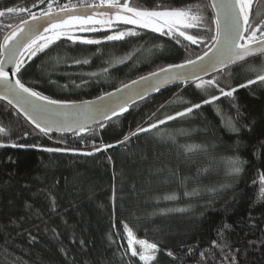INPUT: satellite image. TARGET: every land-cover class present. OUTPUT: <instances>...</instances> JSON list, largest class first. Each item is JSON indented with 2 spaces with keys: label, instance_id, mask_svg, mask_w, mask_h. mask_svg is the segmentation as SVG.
<instances>
[{
  "label": "trees",
  "instance_id": "1",
  "mask_svg": "<svg viewBox=\"0 0 264 264\" xmlns=\"http://www.w3.org/2000/svg\"><path fill=\"white\" fill-rule=\"evenodd\" d=\"M129 2L148 8L159 3L176 8L201 5L204 23L187 34L203 37L202 43L191 44L181 37L178 45L168 36L120 22L112 28L89 25L99 31L72 34L101 44H73L61 37L31 60L25 58L16 78L50 99L76 103L169 64L194 60L211 45L216 25L209 0ZM100 3L54 0V7ZM13 6L39 16L48 2L0 0V10ZM30 12L0 17V43ZM89 13L100 19V12ZM250 19L251 27L264 22V0H253ZM128 28H135L139 35L123 41L103 39ZM85 59L87 64L73 63ZM262 62L264 56L250 57L205 78L215 77L220 87L236 91L233 97H221L190 114L176 116L191 104L218 96V88L205 86L207 91H202L196 88L197 81L163 89L112 117L105 127L75 134L44 135L0 100V126L8 130L0 139L5 145L0 147V264H143L129 251L125 224L136 239L158 245L154 264H232V255L235 264H264V200L254 202L264 187L260 180L264 174V84L241 87L256 77L245 69ZM221 115L225 121L238 120L240 133L226 131ZM168 116L175 118L167 120ZM161 120L165 123L159 124ZM150 124L157 127L117 143ZM102 144L114 147L104 149ZM186 146L204 148L186 151ZM48 148L75 151L49 152ZM233 155L247 161L242 175L235 178L226 175L227 159ZM184 177L188 180L181 183ZM211 188L218 190H207ZM192 189H199V194L183 195ZM173 193L175 200L164 199ZM224 225L230 226L223 234L229 246L221 249L212 241L223 242L218 232ZM202 251L207 254L201 256Z\"/></svg>",
  "mask_w": 264,
  "mask_h": 264
},
{
  "label": "snow or ice",
  "instance_id": "2",
  "mask_svg": "<svg viewBox=\"0 0 264 264\" xmlns=\"http://www.w3.org/2000/svg\"><path fill=\"white\" fill-rule=\"evenodd\" d=\"M48 7L46 11H41L37 16L34 12H30L27 8L21 7H7L0 10V17H4L8 14L30 12L27 20H21L20 25L12 29L8 35L4 37L3 43H0V97L7 99L11 104L15 101L20 105L28 115V118L35 125L41 133L47 135L53 130L55 126L57 131H72L75 127L80 128L81 131H88L84 124L76 123L75 121L69 122L67 112H53L49 113L46 106L40 105L37 101H46L49 105H63L72 102L53 100L48 96L43 95L41 92L34 90L31 87L25 86L19 78L9 79V72L13 77L21 73V69L24 67L27 60H31L37 53L44 52L55 41L60 40L61 37H67L69 41L75 44L80 41L84 44H101L100 40L83 39L78 35L72 34L73 31L79 32H92L99 31L95 27H89V25H104L107 28H112L114 22H120L124 25L137 26L138 29H148L154 33H159L163 36H168L175 41L176 44H182L181 37L184 40L190 41L191 44L202 43L203 37L197 35L187 34V31L194 28H199L204 23V16L200 14L199 9L201 5H186L184 7L176 8L166 4H156L155 6L148 8L146 6H130L129 0H101L98 5L83 4L76 7H70L68 4L63 6L54 7V0H47ZM253 0H213L211 7L217 9V14L213 18V23L216 25V33L211 36V45L208 50L203 53L202 56H197L195 60H186L181 64H169L166 68H160L157 72H150L148 76L140 77L141 81H149L153 90H158L156 85H152L150 78L159 77L160 83H170L174 80H183L187 82L190 79H198L196 73L207 74L209 69L216 70L217 68H224L229 64H237V62L245 61V58L253 57L256 54L264 56V22L256 24L255 27H251L252 20L250 19L251 5ZM106 6L110 9V12H100L98 15L101 17L97 19L95 15L90 14L83 9L100 8ZM193 7L196 11H193ZM104 17H107L106 19ZM31 21V23H29ZM47 24V27H43ZM43 27V32L40 29ZM259 33V35H257ZM139 32L135 28H128L127 30L114 31L113 34L105 35L103 37L106 41H123L126 37H136ZM156 47H159L157 45ZM211 53L212 55H209ZM26 58V59H25ZM87 59L73 60V63L87 64ZM122 62V61H121ZM199 62V63H198ZM11 64L12 68L8 71L5 70V65ZM111 66V65H110ZM186 66H191L194 71L182 72ZM246 71L256 74L255 80H248V85H253L257 82L264 84V62L260 66H250ZM106 72L107 69H102ZM91 75H95L92 73ZM133 85L137 81L131 82ZM205 86H213L218 88L219 95H212L208 99L202 100L201 103L191 104L190 107L184 108L183 112H177L176 116H184L190 114L194 109H199L202 105L214 104L219 101L221 97H233L235 88L226 90L220 87L216 78L210 80H200L196 84L197 89L207 91ZM125 89L129 86L124 85ZM119 91V89L117 90ZM146 94V93H145ZM111 96L110 93L106 94ZM139 97L141 93L137 92ZM98 100L102 101L103 97H98ZM85 105L91 102H83ZM127 101L117 104L115 107L101 103L94 109V113L99 115L104 121H109L112 117H118L120 113L126 112ZM163 107V106H162ZM118 109V111H117ZM111 113V116H109ZM239 111L237 110V118L239 117ZM175 117L168 116L167 120H173ZM222 124L226 131L232 133H240L241 128L237 126L238 120L229 118L226 121L221 115ZM43 120V123H41ZM159 124H164L165 121H158ZM100 127H105L104 123L100 124ZM156 124H150L148 128H138L137 132L130 133L129 136H125L123 140L117 141L118 144H122L130 139L131 136H136L138 133L147 132L155 129ZM246 127V126H245ZM8 130L0 126V139L6 135ZM27 135V133H25ZM10 138V137H9ZM5 146L3 142H0V147ZM237 147L239 144L236 145ZM104 149L114 147V145H103ZM261 147H264L262 143ZM203 150L204 146H186V151H192L193 149ZM101 148H94L95 152L101 151ZM49 152H67L75 151V149H52L48 148ZM86 155H92L93 153H85ZM259 156V153H254ZM227 172L226 175H230L233 178L242 175L244 171V165L247 161L242 159L239 155H233L227 159ZM208 169H202L201 171H207ZM188 178H180V182L184 183ZM260 180L264 182V174L260 176ZM255 182V178H254ZM254 186V185H253ZM227 185H220L219 188H226ZM208 191H217V188L207 189ZM42 191V190H41ZM199 194V189H192L191 192L185 191L184 196H196ZM164 199L175 200L176 195L165 196ZM264 200V187L260 188L259 197L257 201ZM31 207V205H28ZM53 207L55 202L53 200ZM177 211H187V209H177ZM38 214V213H37ZM124 230L127 233V243L129 248L133 245H138L140 248L139 253L135 248H132V256L139 255V260L144 264H154L157 259L159 248L156 243H149L145 240L136 239L133 231L127 224L124 226ZM229 225H224V228L218 232L220 241H212L214 246L221 249L228 247L226 241H224V230L228 229ZM34 240L35 237H32ZM264 242V241H262ZM193 250L190 248L189 253ZM207 253L202 251L201 256H205ZM167 255L171 257L172 252H168ZM236 257L232 255V264H235Z\"/></svg>",
  "mask_w": 264,
  "mask_h": 264
},
{
  "label": "water",
  "instance_id": "3",
  "mask_svg": "<svg viewBox=\"0 0 264 264\" xmlns=\"http://www.w3.org/2000/svg\"><path fill=\"white\" fill-rule=\"evenodd\" d=\"M212 3H213V0H209L210 8H212L211 7ZM212 10H213V14L215 17L217 14V9L212 8ZM83 11L110 12L111 10L108 9L106 6H104V7H100V8L93 7V8H89V9H83ZM98 17L101 18L100 16H98ZM29 23H31V21H29ZM19 25L20 24H18L17 26H19ZM17 26L13 27L12 29L16 28ZM43 27H47V24H45ZM43 27L40 29L41 32H43ZM10 31H8L6 35H8ZM3 41H4V38H3L1 43H3ZM209 55H212V54L209 53ZM258 55L259 54H256L253 57H256ZM248 58H250V57H248ZM245 60H247V58H245ZM232 65H234V64H229V65H226V67H224V68H217L216 70L209 69L207 74L197 72L196 75H197L198 79H190L187 82H185L183 80H174V81H171L170 83H160L159 77L150 78L151 84L156 85L158 87V90H153L152 87L150 86L149 81H141L140 79H137V80H134V81H137V83L135 85H133L131 83L132 81L129 82L128 84H125V85L129 86L127 89H125L123 87L124 86L123 85L121 87H118L119 91H117L118 89H116V90L108 92L111 94V96H108L106 94L98 96V97H103L102 101L98 100L97 99L98 97H97L94 99H87L86 101H80V102H76V103H68V104H63V105H49V104H47L46 101H37V103L40 105L46 106V109L49 113L67 112L69 114V116H68L69 122L75 121L76 123L84 124L85 127L87 129H89V128L98 126L101 123L108 122V121H104L99 115H96L94 113V109L98 105H100L101 103L115 107L117 104L124 103L125 101H127L126 107L128 109V108H130V106L137 104V103L141 102L142 100L147 99L151 95H154V94L162 91L163 89H169V88L177 87V86L183 85V83H194V82H197L200 80H204L205 78L211 77V76L215 75V73L220 72V71H222V70H224L227 67H230ZM11 68H12V65L6 63L5 70L8 71ZM179 71L187 73V72L194 71V69H192L191 66H186L184 69H181ZM146 76H148V75H146ZM9 79H12L14 82V80L17 78L13 77L11 75V72H9ZM0 90H2V88H0ZM137 92L141 93V95L139 97L136 95ZM0 100L3 101L5 104H8L10 107L12 106L14 108V110L19 115L23 116L30 125L35 127V125L28 118V115L25 114V111L23 110V108H21L20 105L16 104L15 101H13V103L10 104L7 99L0 97ZM83 102H91V103L85 105ZM117 111H118V109H117ZM109 116H111V113H109ZM41 123H43V120H41ZM77 132H81L80 128H78V127H75L72 131H67V130L57 131L55 126H54L53 130L48 134L66 135V134H75Z\"/></svg>",
  "mask_w": 264,
  "mask_h": 264
},
{
  "label": "rangeland",
  "instance_id": "4",
  "mask_svg": "<svg viewBox=\"0 0 264 264\" xmlns=\"http://www.w3.org/2000/svg\"><path fill=\"white\" fill-rule=\"evenodd\" d=\"M261 64H258V66H260ZM125 240H126V242H127V236H125ZM127 245H128V243H127ZM134 246V245H133ZM138 247V249L140 250V248H139V246L138 245H135V247ZM133 248V247H132ZM132 248H129V251L131 252V254H132ZM139 253V252H138ZM136 257H138L139 258V255H137ZM142 263L144 264V262L142 261Z\"/></svg>",
  "mask_w": 264,
  "mask_h": 264
},
{
  "label": "built area",
  "instance_id": "5",
  "mask_svg": "<svg viewBox=\"0 0 264 264\" xmlns=\"http://www.w3.org/2000/svg\"><path fill=\"white\" fill-rule=\"evenodd\" d=\"M104 144L101 145V147L103 146Z\"/></svg>",
  "mask_w": 264,
  "mask_h": 264
}]
</instances>
